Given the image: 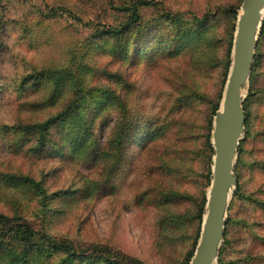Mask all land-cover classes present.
Wrapping results in <instances>:
<instances>
[{"label":"rangeland","instance_id":"374dc122","mask_svg":"<svg viewBox=\"0 0 264 264\" xmlns=\"http://www.w3.org/2000/svg\"><path fill=\"white\" fill-rule=\"evenodd\" d=\"M140 1L131 44L118 55L115 37L99 38L100 31L124 25L129 13L119 8ZM241 2L0 0V214L52 238L35 241L32 264L70 260L68 251H54L67 242L79 254L73 264H189L211 181V111L221 101ZM201 19H208L202 31L182 34ZM255 61L244 90L249 117L235 159L236 193L215 264H264V18ZM68 104L77 113L52 122L41 145L38 133L17 129ZM78 114L82 124L95 116L97 159L70 148ZM123 127L126 155L107 185L115 154H104ZM147 137L154 142L143 150ZM5 228L0 223V234Z\"/></svg>","mask_w":264,"mask_h":264},{"label":"water","instance_id":"95a60500","mask_svg":"<svg viewBox=\"0 0 264 264\" xmlns=\"http://www.w3.org/2000/svg\"><path fill=\"white\" fill-rule=\"evenodd\" d=\"M264 18V0H242L233 35L231 62L211 131V181L200 235L189 264H215L224 241L229 199L236 188L234 173L244 132V90L255 61Z\"/></svg>","mask_w":264,"mask_h":264},{"label":"trees","instance_id":"16d2710c","mask_svg":"<svg viewBox=\"0 0 264 264\" xmlns=\"http://www.w3.org/2000/svg\"><path fill=\"white\" fill-rule=\"evenodd\" d=\"M138 3L143 4L144 1L140 2H132L130 5H124L120 7L119 9H122L123 11L129 13V20L124 25L120 26L118 29L114 28H107L106 30L100 31L99 38L102 36H113L115 37V52L118 55L127 53V47H128V41L131 44L132 39L131 38V30L134 25L138 22L139 19V12H138ZM62 12H65L64 9H59ZM58 11V10H54ZM233 13V19L236 17V9H232ZM208 19L204 20H198V27L195 25L189 26L185 32H182L183 35H190L193 33L194 28L197 32H200L204 29L205 26L208 25ZM132 24V26L130 25ZM189 33V34H188ZM135 43V42H133ZM188 47V44L186 45ZM186 48V47H185ZM169 54H173L172 52H169ZM257 61V60H256ZM255 61V62H256ZM229 66V63H228ZM38 78L33 77L30 83L34 84L35 81ZM108 98V97H107ZM109 99V98H108ZM106 100L99 101V105H104V102ZM70 104V103H69ZM67 105L64 109V111L60 112L59 114H56V116L49 118L48 120L44 121L40 124H33V125H24V126H18V130L24 134V136L30 137V134L34 132L38 133L39 139H38V145L43 144V142L46 140L47 137V128L48 126L56 121L59 118H67L69 116H72L73 112L77 113V104ZM218 107V103L213 106V109L211 111V117L215 114L216 109ZM243 109L245 113L246 123L248 121V110L245 104H243ZM96 115H99L102 110H96L94 111ZM95 116H92L88 118L87 122H84L86 124H82L80 122H83V115L78 114V118L76 119V129L75 131L69 136L68 142L70 143V148L72 151H75L78 148H81V156L84 158L89 159H97V157L100 156L101 149H100V140H98L97 132H95V129L98 130V128L93 127V118ZM211 121V119H210ZM126 127V126H125ZM123 127L122 130L117 135V139L114 138V143H116V147H114L113 151L107 152L105 155L106 158H110L112 154H115L112 159H114V165L110 166V168L107 171L106 177H105V184L112 185V182L114 183V180L117 178V172L119 170L118 163L119 161L126 155V144L128 143V139L130 137L129 131L127 128ZM100 129V128H99ZM209 133L207 135V145L209 147V156L210 159L213 154V149L211 146V143L209 141L210 137V122L208 127ZM66 138V140H67ZM118 140V141H117ZM146 144L142 147L143 150L149 149L152 147L153 140L150 137H147L145 140ZM209 173L210 170H209ZM12 181L16 184H20L23 182H29L33 187L40 190V186L37 182L23 176L19 175H10ZM103 182V183H104ZM87 191L90 188V184H86ZM84 192V191H83ZM161 191H157L156 196L159 198L162 194ZM236 193V190L234 191V194ZM205 204V198L203 199L202 206L199 213V220H202V212H203V205ZM201 222V221H200ZM0 223L5 226L4 233L0 234L1 237L5 236L6 238L10 239V242H5L4 244H0V254L5 253L7 255V258L3 259L2 264H32V256L34 254V251H36L39 247H37L36 240H40V243H47L52 238L45 234L36 231L33 229L27 222H24L23 220H11L8 216L0 214ZM225 236V234H224ZM56 249L54 251H57L59 249L68 251L70 253V260L69 256H67L65 259H62L57 264H73V260L71 258L77 257L79 254H76L74 252H71L73 247L67 242L66 244H61V248H58V246H54ZM94 250L99 249L98 246H93ZM44 248V247H40ZM53 251V252H54ZM191 253L189 258L191 257ZM105 261H107L108 264H110L109 259L105 258ZM103 262V261H102ZM137 264H140V262L137 261Z\"/></svg>","mask_w":264,"mask_h":264}]
</instances>
